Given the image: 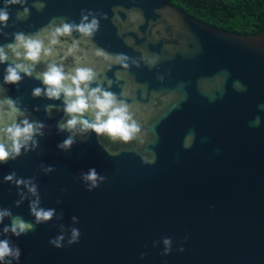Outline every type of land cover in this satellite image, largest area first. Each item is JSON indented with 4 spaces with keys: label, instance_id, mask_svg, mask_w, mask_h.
I'll return each mask as SVG.
<instances>
[{
    "label": "water",
    "instance_id": "obj_1",
    "mask_svg": "<svg viewBox=\"0 0 264 264\" xmlns=\"http://www.w3.org/2000/svg\"><path fill=\"white\" fill-rule=\"evenodd\" d=\"M38 2L46 7L37 10L27 0L31 12L23 20L16 19L22 7L10 6L8 26L0 24V45L13 43L15 32L44 29L43 47L50 49L31 77L21 73L18 85L4 83L7 64H0V98L16 100L23 112L16 122L43 125L35 145L30 141L15 160L0 163V211L35 225L16 237L3 232L12 223L4 217L0 240L18 246L21 257L0 264H264V31L232 34L167 0ZM82 10L96 14L99 30L88 37L74 29L53 44L47 32L50 23H60L53 18L78 25ZM96 48L128 56L129 67L97 55ZM8 55L13 65L31 64ZM49 64L72 74L91 68L92 88L102 85L130 106L138 138L114 141L81 132V125L61 131L70 119L63 96L32 94L46 88L36 73ZM84 118L94 122L89 114ZM11 123L5 119L0 128ZM3 136L0 131V142L8 143ZM69 137L70 148H59ZM90 169L97 173L94 188L84 179ZM13 172L31 180L37 195L4 179ZM37 199L38 208L54 210L51 220L36 224L30 205ZM73 229L80 235L69 244ZM60 236L61 247L50 243Z\"/></svg>",
    "mask_w": 264,
    "mask_h": 264
},
{
    "label": "clouds",
    "instance_id": "obj_2",
    "mask_svg": "<svg viewBox=\"0 0 264 264\" xmlns=\"http://www.w3.org/2000/svg\"><path fill=\"white\" fill-rule=\"evenodd\" d=\"M27 0H4V6L0 7V24L4 27L8 26L10 19L9 7L12 5H20L22 11L16 13L17 20L26 19L31 10L25 6ZM37 10H43L46 4L34 0L32 5ZM100 16L107 18L106 14L100 13ZM92 17L89 21V17ZM54 21L59 20L60 23H50L48 34L51 35V42L57 43L56 37L58 35H64L71 33L74 29L79 31L84 36L91 37L95 32L99 30L100 21L97 19L96 14L88 11H81V21L77 25L74 22L68 23L66 17H55ZM50 29H54L51 30ZM45 30L42 29L40 33L33 35H26L23 32L13 33L14 42L6 45H0V64H7L5 69V75L3 77L5 84L18 85L22 80V75L31 77L35 72V65L42 58V52L44 56L50 54V49L43 47V37L41 35ZM11 52L16 60L30 61L31 64L16 63L15 65L8 63L9 55ZM96 54L103 56L105 59L112 60L116 64H120L123 68L127 69L129 64L127 61L129 57L124 54L112 56L107 54L104 50L96 48ZM139 66L138 62L133 61ZM150 66L155 64V60L149 62ZM36 78L41 79L46 86L45 89L39 87L33 90V96L39 97L41 94H46L49 99H61L63 96L64 112L70 117L66 123H61L59 128L61 131L67 129L68 131L74 130L77 125H81V132L92 130L98 135L107 134L112 140L120 139L124 142L131 141L138 138L137 134L141 132V128L137 121L133 119V115L130 112V106L123 100H118L117 96L104 89L102 85L95 88L91 87V84L96 79V73L91 68L77 67L75 74L65 73L63 66H57L56 64H49L48 69L45 72H37ZM71 81L70 84L67 81ZM109 87L112 81L109 80ZM238 83V82H237ZM238 90H245L241 85ZM124 95V93H121ZM51 105L48 109H51ZM261 107H264L262 105ZM85 114H89L94 117V122L84 118ZM23 116V112L17 105V101L11 97L4 96L0 98V122L5 119H11L12 123L7 127L0 128V131L4 133L2 139H5L8 143L0 142V163H7L9 159L15 160L21 155V150L26 149V146L31 141L35 145L33 136L40 128L42 124L36 122L30 123L27 119L16 122L17 118ZM256 124L259 123V117L256 118ZM42 135V133H40ZM190 136L185 142V147L191 146ZM142 142V141H141ZM74 143L71 137L67 138L62 144L58 145L61 149H68ZM10 144V147H9ZM49 168L47 171H51ZM6 181L14 182L17 186L24 185L33 194L37 195V187L31 180L16 179V173L13 172L4 178ZM86 181H91V187L97 186V173L95 169H90L87 174L84 175ZM103 179V178H101ZM91 190V188H90ZM23 193H21V199H23ZM21 201H17L19 205ZM39 200L33 201L30 205L32 214L36 217V224L49 221L55 215L54 210H45L38 208ZM11 217L12 223L10 226H6L3 229L4 233L11 232L16 237L25 235L28 232L35 230V225L25 221L22 217L12 216L11 211H0V222L4 217ZM79 231L77 229L72 230V239L69 244L75 243L79 237ZM64 239L63 236L57 237L55 240L50 241L57 247H61L60 241ZM165 245H169L170 241L165 240ZM7 257L19 261L21 257V249L16 246H10L8 240H0V262H4ZM6 264H12L11 260H8Z\"/></svg>",
    "mask_w": 264,
    "mask_h": 264
},
{
    "label": "trees",
    "instance_id": "obj_3",
    "mask_svg": "<svg viewBox=\"0 0 264 264\" xmlns=\"http://www.w3.org/2000/svg\"><path fill=\"white\" fill-rule=\"evenodd\" d=\"M196 20L238 35L264 31V0H167Z\"/></svg>",
    "mask_w": 264,
    "mask_h": 264
},
{
    "label": "flooded vegetation",
    "instance_id": "obj_4",
    "mask_svg": "<svg viewBox=\"0 0 264 264\" xmlns=\"http://www.w3.org/2000/svg\"><path fill=\"white\" fill-rule=\"evenodd\" d=\"M63 40H67V41H70L68 38H63ZM81 47L83 48V45L81 44ZM71 48V47H70ZM67 50H69V48L67 49ZM62 52H64V51H60V54L62 53ZM68 56V55H67ZM80 56H82L81 54H80ZM67 60H68V57H67ZM67 73V72H66ZM69 73H72V71H70Z\"/></svg>",
    "mask_w": 264,
    "mask_h": 264
}]
</instances>
